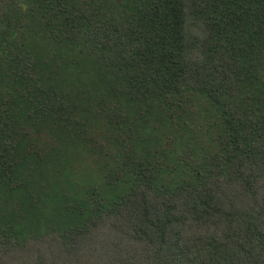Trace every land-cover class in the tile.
<instances>
[{
    "label": "trees",
    "instance_id": "obj_1",
    "mask_svg": "<svg viewBox=\"0 0 264 264\" xmlns=\"http://www.w3.org/2000/svg\"><path fill=\"white\" fill-rule=\"evenodd\" d=\"M0 264H264V0H0Z\"/></svg>",
    "mask_w": 264,
    "mask_h": 264
}]
</instances>
